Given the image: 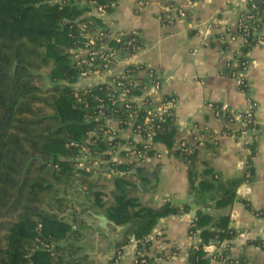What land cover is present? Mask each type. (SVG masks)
<instances>
[{"label":"trees","instance_id":"1","mask_svg":"<svg viewBox=\"0 0 264 264\" xmlns=\"http://www.w3.org/2000/svg\"><path fill=\"white\" fill-rule=\"evenodd\" d=\"M98 1L105 3L107 10L114 7L112 0ZM89 9L88 0H0V264H86L70 256L80 246L65 240L78 236L74 224L84 221L80 213L88 209L101 211L114 223L125 225L115 243L117 252L132 237L142 250L149 244L146 236L159 217L190 208L187 202L175 204L169 200L142 203L133 194L137 184L126 171L113 177L114 187L110 197L105 198L107 192L101 184L89 180L88 169L77 164L90 132H94L87 144L91 152L106 145L104 126L94 115L112 112L122 123L128 115L123 106L109 103L111 90L107 83H98L85 93L74 87L83 68L75 56L77 49L98 47L104 39L96 31H109L98 16L84 15ZM134 37L141 45L140 37ZM254 43L249 39L243 51H249ZM109 45L117 46L119 42L111 39ZM135 67L129 65L126 69L129 73ZM129 88L135 91L134 84ZM173 119L171 115L154 140L173 145ZM196 151L179 149L192 167L190 192L205 206H209L207 194L216 207L231 204L245 176L220 179L205 167L204 173L211 176L196 181L192 166ZM123 168L120 165V170ZM140 177L147 179L146 175ZM69 186L93 200L81 201V208L76 209L66 195ZM211 219L212 214L197 210L191 230L199 228L200 240L190 247L187 264H207L204 244L236 234L228 225V211L221 213L212 227L207 225ZM252 242L264 248L263 239ZM222 254H228V250ZM141 257L136 264H142ZM226 264L243 261L227 257Z\"/></svg>","mask_w":264,"mask_h":264},{"label":"crops","instance_id":"2","mask_svg":"<svg viewBox=\"0 0 264 264\" xmlns=\"http://www.w3.org/2000/svg\"><path fill=\"white\" fill-rule=\"evenodd\" d=\"M245 6L243 0H146L142 6L135 0H116L111 10L99 13L91 8L84 11V15L98 16L112 33L136 31L142 42L134 51L117 49L105 68L78 76L74 82L76 89L108 83L127 66L134 65L140 66L131 76L135 98L148 94L159 96L160 93L176 96L173 109L175 140L171 147L154 140L151 147L138 156L132 148L144 142L142 136L129 124L122 123L116 114L99 112L94 118L101 119L102 126L113 133L103 132L106 145L99 151H92L87 158L90 161L97 159L99 164L86 169L105 173L103 180H93L107 192L105 198L110 197L109 192L114 187L113 177L117 172L123 174L126 171L127 177L136 182L133 194L142 203L169 200L190 205L188 211L159 217L146 236L149 244L142 250L150 258H158L157 264H187L190 247L200 240L199 228L191 230L199 208L212 214L207 224L210 227L221 213L228 211V225L236 230L232 238L224 239L228 245L211 247L213 240L204 244L207 264H225L224 260L214 256V251L226 249L229 257L241 260L243 264H264V248L252 242L264 238V23L257 31L259 41L248 51V91L238 86L227 65L240 49V40H229L224 34L227 26L235 27L237 16ZM178 8L183 12L178 13ZM87 52L84 47L77 49L76 54ZM148 69L156 71L161 80L159 92L150 86ZM248 96L257 101L256 131L247 134L249 141L245 143L239 136L238 123L228 120L226 114L216 115L210 103L241 109ZM198 133H205L206 139L196 145ZM93 134L92 131L86 136L87 144L91 143ZM112 138V142L108 141ZM182 142L197 150L192 165L196 181L204 175L211 176L204 173L205 167H210L214 176L220 179L245 176L237 186L231 204L216 207L209 194L205 196L209 206L196 201L189 189L191 164L179 152ZM87 144L84 145L88 147ZM82 154L83 150L77 160H81ZM120 165H124L122 170ZM141 174L147 179H142ZM80 217L87 224L103 228L113 239L111 254L95 255L94 258L99 264H111L116 252L115 239L125 225L114 223L94 208L80 213ZM78 231V235L82 234ZM137 243L138 240L132 237L123 244L117 264H135Z\"/></svg>","mask_w":264,"mask_h":264},{"label":"built area","instance_id":"3","mask_svg":"<svg viewBox=\"0 0 264 264\" xmlns=\"http://www.w3.org/2000/svg\"><path fill=\"white\" fill-rule=\"evenodd\" d=\"M137 5L142 6L145 4L146 0H135ZM246 2V6L240 11L237 16L235 27L227 26L224 29V34L229 40L238 41L240 40L241 47L235 54L233 61L227 65L231 68V73L236 78L238 86L244 90L248 91L249 82L246 75V70L249 64L248 51H243L242 46L246 44L249 39L255 40V43L259 41L260 37L257 34L258 29L264 23V4L263 0H243ZM91 4V8L95 9L97 12H105L106 4L99 2L98 0H88ZM116 0H112L115 5ZM178 13H182L183 9L178 8ZM97 35L104 39L100 42L98 47H85L88 52L86 54H75L77 62L83 67L79 72V76H87L90 72L105 68L109 62L113 59L117 49H125L127 51H134L140 45L136 44L135 37L138 36L136 31L112 33L110 31H103L99 29L96 31ZM131 35L127 37V35ZM114 40L119 42L117 46H110L109 41ZM140 67V66H138ZM138 67H135L136 70ZM133 72L127 71L125 68L121 72L114 75L111 80L107 83L108 89L111 90L110 104L121 105L127 111L128 115L125 119V123L129 124L131 129L140 134L144 139V142L132 148V152L138 156H141L145 151H147L152 142L154 141L153 136L158 130L163 128L164 123L168 118L173 115V109L176 102V96L172 94L163 95L160 93L159 96L155 94H148L142 98H135L134 94L130 91L129 84H134V80L131 77ZM148 75L150 77V86L154 91L159 92L161 88V80L153 69H148ZM91 87H85L82 92H86ZM81 90V89H78ZM158 95V94H157ZM98 100H103L100 96H95ZM216 115L226 114L228 120L235 121L239 126V136L248 143V133L256 131L255 126V112L257 108V101L248 96L246 104L241 109H229L217 103H210ZM105 133H113L111 129L102 128ZM94 133V132H93ZM206 139L205 133H198L196 136V145L202 144ZM194 148L182 142L181 149L188 152ZM81 149L83 154L81 160H77L79 166H85L87 168L98 165L99 161L97 159H92V161L87 158L91 154L89 147L84 144ZM264 240V238H263ZM209 246L219 247L221 244L228 245V242L224 240H216L211 242ZM114 253L111 264H117L121 259L122 248ZM222 250H215L214 256L224 260L226 264V258L229 257L228 254L223 255ZM141 255L140 262L142 264H157L159 262L158 258H150L143 250L137 248L135 264L138 256Z\"/></svg>","mask_w":264,"mask_h":264},{"label":"rangeland","instance_id":"4","mask_svg":"<svg viewBox=\"0 0 264 264\" xmlns=\"http://www.w3.org/2000/svg\"><path fill=\"white\" fill-rule=\"evenodd\" d=\"M87 171L90 172L89 175H87V178L89 180H94L98 182L101 181L102 175L105 174L101 171H94L93 168ZM76 181L80 182L79 179ZM81 185L83 189H86L85 184ZM66 195L72 199V203H74L76 209L78 210L81 208L79 204L81 201L89 202L93 200V197H87L86 195H83L81 192L77 191L73 186H69L67 188ZM75 225L77 229L81 231L82 234L78 236H70L67 240H65V243L73 242L76 245L80 246L74 253H72V255H70L71 257H76V259L81 262L85 261L86 264H99L98 260H95V255L102 257L104 254H111V244L113 242V239L104 232L103 228L95 226L93 224H87L85 221L81 220H78ZM123 230L124 229H122L120 235H118L115 240H118L122 237Z\"/></svg>","mask_w":264,"mask_h":264},{"label":"water","instance_id":"5","mask_svg":"<svg viewBox=\"0 0 264 264\" xmlns=\"http://www.w3.org/2000/svg\"><path fill=\"white\" fill-rule=\"evenodd\" d=\"M90 220V219H89Z\"/></svg>","mask_w":264,"mask_h":264}]
</instances>
